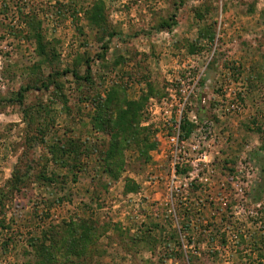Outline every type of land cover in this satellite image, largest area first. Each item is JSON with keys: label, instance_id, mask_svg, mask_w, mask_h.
<instances>
[{"label": "rangeland", "instance_id": "rangeland-1", "mask_svg": "<svg viewBox=\"0 0 264 264\" xmlns=\"http://www.w3.org/2000/svg\"><path fill=\"white\" fill-rule=\"evenodd\" d=\"M260 164L264 0H0V264H264Z\"/></svg>", "mask_w": 264, "mask_h": 264}, {"label": "trees", "instance_id": "trees-1", "mask_svg": "<svg viewBox=\"0 0 264 264\" xmlns=\"http://www.w3.org/2000/svg\"><path fill=\"white\" fill-rule=\"evenodd\" d=\"M92 17V16H91ZM97 17V16H96ZM92 21H94V16L92 17ZM96 24H99V21L96 23ZM69 71L68 70H66L65 72H63V73H61V74H66V73H68ZM57 74H59V73H57ZM73 75H74V77H76L77 79H81V80H86V81H90L91 80V72H90V66H88V69H87V75L85 76V77H80L78 74H76V73H73ZM50 84L49 83H45L44 84V82H43V86H44V88H46V89H49V86ZM32 88L30 87V86H28V87H25V88H21L19 91H18V93H17V100L16 101H18V102H23V100H24V98H25V94L27 93V91H29V90H31ZM132 104V103H131ZM134 104V103H133ZM145 106L143 105V108H144ZM146 108V107H145ZM121 113H123L124 115V118H126L128 115H129V113H128V110H123V111H121ZM183 127H185V123L183 124ZM116 139H112V145H111V147H110V149H109V156H108V158H107V163H108V165H113L112 164V157L114 156V154H116V153H118L119 151H120V149H121V147H120V142H116L115 141ZM110 163V164H109ZM260 165H262L263 167H262V169H261V171L262 172H264V164H260ZM17 183V182H16ZM18 184V183H17ZM13 189H16L17 191L19 190V184L18 185H14L13 186ZM2 194L4 195V193L2 192ZM5 196V195H4Z\"/></svg>", "mask_w": 264, "mask_h": 264}, {"label": "built area", "instance_id": "built-area-1", "mask_svg": "<svg viewBox=\"0 0 264 264\" xmlns=\"http://www.w3.org/2000/svg\"><path fill=\"white\" fill-rule=\"evenodd\" d=\"M183 121H184V114L181 113V115L178 118V122L176 124L175 129V133L169 137L170 143L173 146V180L175 181V179L177 178V172L179 169V165H180V157H179V152H180V142L183 141V137H182V127H183ZM174 183V182H173Z\"/></svg>", "mask_w": 264, "mask_h": 264}]
</instances>
